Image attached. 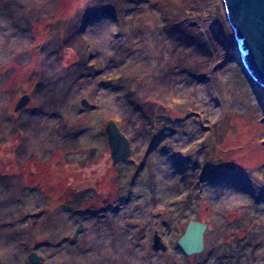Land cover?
<instances>
[{
	"label": "rangeland",
	"instance_id": "1",
	"mask_svg": "<svg viewBox=\"0 0 264 264\" xmlns=\"http://www.w3.org/2000/svg\"><path fill=\"white\" fill-rule=\"evenodd\" d=\"M243 68L222 0H0V264H264ZM109 119L132 146L115 164Z\"/></svg>",
	"mask_w": 264,
	"mask_h": 264
},
{
	"label": "water",
	"instance_id": "2",
	"mask_svg": "<svg viewBox=\"0 0 264 264\" xmlns=\"http://www.w3.org/2000/svg\"><path fill=\"white\" fill-rule=\"evenodd\" d=\"M222 2L240 53L243 71L247 79H252L264 90V0H222ZM28 100L29 96L23 94L18 99L15 109L24 106ZM104 131L113 164L128 157L131 152L129 139L115 120L109 119ZM206 227V223L202 221L190 219L187 222L177 240V245L184 254L190 255L202 250ZM152 248L155 250L166 248L156 232L153 235ZM41 259L42 256L35 252L28 254L31 263H38Z\"/></svg>",
	"mask_w": 264,
	"mask_h": 264
},
{
	"label": "trees",
	"instance_id": "3",
	"mask_svg": "<svg viewBox=\"0 0 264 264\" xmlns=\"http://www.w3.org/2000/svg\"><path fill=\"white\" fill-rule=\"evenodd\" d=\"M129 100L133 101V100H134V97H129ZM140 105H141V104H140ZM140 107H142V105H141V106H137V108L140 110V112L143 113L144 111H143L142 109H140ZM143 115L148 116L149 114H143ZM206 171H207V170H205L204 173H205ZM206 173H207V172H206ZM207 175H208V174H207Z\"/></svg>",
	"mask_w": 264,
	"mask_h": 264
},
{
	"label": "bare ground",
	"instance_id": "4",
	"mask_svg": "<svg viewBox=\"0 0 264 264\" xmlns=\"http://www.w3.org/2000/svg\"><path fill=\"white\" fill-rule=\"evenodd\" d=\"M120 130H121V129H120ZM122 132H123V131H122ZM123 133H124V132H123ZM124 134H125V133H124ZM125 135H126V134H125ZM106 137H107V136H106ZM129 142H130V141H129ZM107 143H108V141H107ZM130 145H131V143H130ZM108 147H109V146H108ZM130 150H132V146H131V149H130ZM130 153H131V152H130ZM129 155H130V154H129ZM126 158H127V157H126ZM126 158H125V159H126ZM125 159H123V160H125ZM123 160H122V161H123ZM206 172H207V171H206ZM206 172H205V173H206Z\"/></svg>",
	"mask_w": 264,
	"mask_h": 264
}]
</instances>
